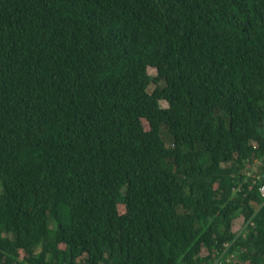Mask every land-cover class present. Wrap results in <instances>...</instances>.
<instances>
[{
    "label": "trees",
    "instance_id": "trees-1",
    "mask_svg": "<svg viewBox=\"0 0 264 264\" xmlns=\"http://www.w3.org/2000/svg\"><path fill=\"white\" fill-rule=\"evenodd\" d=\"M263 183L264 0H0V264H264Z\"/></svg>",
    "mask_w": 264,
    "mask_h": 264
},
{
    "label": "rangeland",
    "instance_id": "rangeland-1",
    "mask_svg": "<svg viewBox=\"0 0 264 264\" xmlns=\"http://www.w3.org/2000/svg\"><path fill=\"white\" fill-rule=\"evenodd\" d=\"M148 72H149V74H150L151 76H153V77L157 75V72H156V70H154V69H149ZM155 88H156V85H155V84H152L151 87H150V89H149V92L152 93L153 90H154ZM160 104H161V106H162L163 108H167V107H168V104H167L166 102H164V101H162ZM163 136L165 137V140H166V144H167V146H168V147H172V141H171V138L169 137L168 133H167V132H164V133H163ZM120 211H121V213L124 212L123 207H120ZM242 223H243V219H242V218H241L239 221H236V222L234 223V224L236 225L235 228L240 229ZM3 254H4L3 250L0 249V257H1ZM2 257H3V256H2Z\"/></svg>",
    "mask_w": 264,
    "mask_h": 264
},
{
    "label": "built area",
    "instance_id": "built-area-1",
    "mask_svg": "<svg viewBox=\"0 0 264 264\" xmlns=\"http://www.w3.org/2000/svg\"><path fill=\"white\" fill-rule=\"evenodd\" d=\"M259 193H260L262 199H264V183L260 186Z\"/></svg>",
    "mask_w": 264,
    "mask_h": 264
}]
</instances>
